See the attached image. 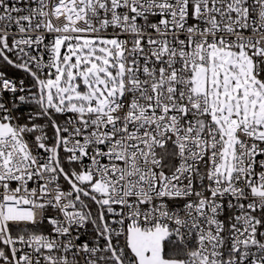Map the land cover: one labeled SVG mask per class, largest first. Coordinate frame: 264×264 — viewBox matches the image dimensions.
I'll list each match as a JSON object with an SVG mask.
<instances>
[{
    "label": "snow or ice",
    "instance_id": "obj_1",
    "mask_svg": "<svg viewBox=\"0 0 264 264\" xmlns=\"http://www.w3.org/2000/svg\"><path fill=\"white\" fill-rule=\"evenodd\" d=\"M0 264H264V0H0Z\"/></svg>",
    "mask_w": 264,
    "mask_h": 264
}]
</instances>
